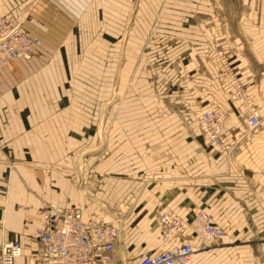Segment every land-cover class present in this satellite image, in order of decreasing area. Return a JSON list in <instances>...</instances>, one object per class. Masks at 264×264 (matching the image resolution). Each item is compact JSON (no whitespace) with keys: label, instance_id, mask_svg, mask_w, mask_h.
I'll return each instance as SVG.
<instances>
[{"label":"crops","instance_id":"obj_1","mask_svg":"<svg viewBox=\"0 0 264 264\" xmlns=\"http://www.w3.org/2000/svg\"><path fill=\"white\" fill-rule=\"evenodd\" d=\"M237 1L227 17L223 0H0V16L40 39L0 67V221L21 243L15 264L35 248L43 203L122 215L115 264L162 249L159 213L195 207L225 234L187 264H264V0ZM216 50L261 117L241 138L246 115ZM213 105L227 112L228 150L196 124Z\"/></svg>","mask_w":264,"mask_h":264},{"label":"built area","instance_id":"obj_2","mask_svg":"<svg viewBox=\"0 0 264 264\" xmlns=\"http://www.w3.org/2000/svg\"><path fill=\"white\" fill-rule=\"evenodd\" d=\"M39 44L40 39L27 34L11 14L0 16V66L15 58H28ZM212 62L218 77L230 85L231 97L239 101L246 113L247 129L239 134V138L256 131L261 117L252 103L250 82L241 78L221 50L213 53ZM226 118L225 110L218 106H211L196 117L205 142L217 149L228 150L222 139ZM82 211L81 203L63 208L43 203L38 212L41 225L32 230L35 248L29 254V261L23 264H113L115 243L120 233L117 220L122 217H116L115 221L84 220ZM157 226L165 248L144 254L133 264H187L196 251L218 245L224 233L211 215L200 207H195L189 216L170 211L159 213ZM188 237L199 241L192 244L186 240ZM18 256H21L20 241L5 236L0 225V264H15L14 259Z\"/></svg>","mask_w":264,"mask_h":264},{"label":"rangeland","instance_id":"obj_3","mask_svg":"<svg viewBox=\"0 0 264 264\" xmlns=\"http://www.w3.org/2000/svg\"><path fill=\"white\" fill-rule=\"evenodd\" d=\"M236 3H238V1L237 0H223V4L222 5H220V6H216L217 7V12L218 13H220V14H224L225 16L227 15V17L228 16H232L233 14H234V12L236 11ZM215 7V8H216ZM233 21H228V24H231L232 26H233ZM224 53V52H223ZM32 54V53H31ZM224 55H226L225 53H224ZM212 56H213V54H212ZM212 56H211V61H212ZM16 59H19V58H15V59H12V60H16ZM11 61V60H10ZM10 61H8V62H10ZM7 62V63H8ZM7 63H5L4 65H6ZM4 65H2V66H4ZM2 66H0V67H2ZM12 167V166H11ZM156 224H157V217H156ZM0 225L3 227V229H4V232H5V228H4V224H3V222L2 221H0ZM158 230H159V228H158ZM224 230V229H223ZM224 234H225V231H224ZM6 236V235H5ZM224 236V235H223ZM159 238H160V231H159ZM223 238V237H222ZM161 241V240H160ZM221 241H222V239L220 240V243H221ZM219 243V244H220ZM218 244V245H219ZM161 245H162V249L163 248H165V246L162 244V242H161ZM210 246H213V245H210ZM209 246H206L205 248H208ZM205 248H203V249H200V250H204ZM161 249V250H162ZM199 250V251H200ZM160 251V250H159ZM197 252V251H196Z\"/></svg>","mask_w":264,"mask_h":264},{"label":"bare ground","instance_id":"obj_4","mask_svg":"<svg viewBox=\"0 0 264 264\" xmlns=\"http://www.w3.org/2000/svg\"><path fill=\"white\" fill-rule=\"evenodd\" d=\"M230 96H231V94H230ZM232 98V97H231ZM233 100H236L237 102H238V104H239V101L237 100V99H234V98H232ZM213 106H216V105H213ZM239 106H240V104H239ZM210 108V107H209ZM240 108H241V112L242 113H245V112H243V108L240 106ZM206 109H208V108H206ZM203 110H205V109H203ZM203 110H201V111H203ZM200 111V112H201ZM199 112V113H200ZM198 113V114H199ZM198 114H196V116H195V121H196V117H197V115ZM226 114H227V112H226ZM245 115H246V113H245ZM226 120H227V118H226ZM196 124H197V126H198V123H197V121H196ZM225 125H226V121H225ZM199 127V126H198ZM225 128V127H224ZM246 128H247V121H246ZM200 129V128H199ZM224 130V129H223ZM200 134H201V137L203 138V140L205 141V137L203 136V134H202V132H201V130H200ZM222 134H223V132H222ZM211 144V143H210ZM212 146H214L213 144H211ZM217 149V148H216ZM221 150V149H220ZM42 206V205H41ZM41 208V207H40ZM40 208L38 209V211H37V213L39 212V210H40ZM164 212V211H163ZM162 213V212H161ZM39 214V213H38ZM82 215H83V211H82ZM118 214H117V212H116V215H115V218L117 217H122V215L121 216H117ZM115 221V220H114ZM217 225V224H216ZM3 228V227H2ZM222 228V227H221ZM223 229V228H222ZM3 231H4V229H3ZM185 231H188L187 229L185 230ZM224 231V230H223ZM223 235H224V233H223ZM223 235H222V237H223ZM222 237H221V239H222ZM191 239V237L189 238H186V240L189 242V240ZM198 239V238H197ZM220 239V240H221ZM33 240V239H32ZM160 240H161V238H160ZM220 242V241H219ZM21 244V243H20ZM164 249V248H163ZM32 250H33V248L32 249H30V251L28 252V254H26V255H24V261H23V263H26V262H28L29 261V254L32 252ZM161 251V250H160ZM159 252V251H158ZM153 253H156V252H153ZM18 257H23V253H22V246H21V256H18ZM17 258V257H16ZM14 261H15V259H14ZM114 262H115V260H114ZM113 262V264H115ZM22 263V264H23Z\"/></svg>","mask_w":264,"mask_h":264}]
</instances>
